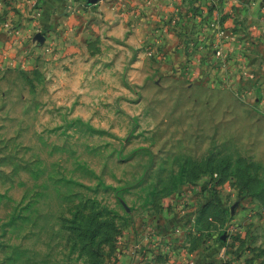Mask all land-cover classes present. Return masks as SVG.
<instances>
[{"label": "rangeland", "instance_id": "obj_1", "mask_svg": "<svg viewBox=\"0 0 264 264\" xmlns=\"http://www.w3.org/2000/svg\"><path fill=\"white\" fill-rule=\"evenodd\" d=\"M225 1L0 0V264H264V0Z\"/></svg>", "mask_w": 264, "mask_h": 264}, {"label": "crops", "instance_id": "obj_2", "mask_svg": "<svg viewBox=\"0 0 264 264\" xmlns=\"http://www.w3.org/2000/svg\"><path fill=\"white\" fill-rule=\"evenodd\" d=\"M139 1L145 4H149V6L153 4V6L155 7L154 11H166V12L168 11V13L172 12L174 13L175 16H178L179 18V17H183L186 14V11L188 9L187 4H188V1L190 0H139ZM199 1L201 2V5H204L210 0H199ZM211 1L213 2L212 3L213 7L215 6L216 3H217L216 4L217 6L226 3L225 0H211ZM214 11H217V9H215ZM218 11H223V9L218 7ZM161 15L164 16L165 12L164 13L161 12ZM159 22L160 24L161 23L163 24V21H159Z\"/></svg>", "mask_w": 264, "mask_h": 264}, {"label": "water", "instance_id": "obj_3", "mask_svg": "<svg viewBox=\"0 0 264 264\" xmlns=\"http://www.w3.org/2000/svg\"><path fill=\"white\" fill-rule=\"evenodd\" d=\"M97 2H98V0H86V4L87 5H93V4L97 3Z\"/></svg>", "mask_w": 264, "mask_h": 264}]
</instances>
